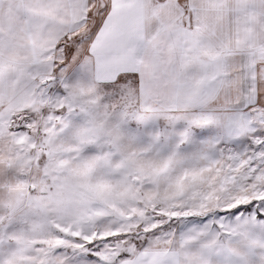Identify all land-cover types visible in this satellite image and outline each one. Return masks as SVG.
Here are the masks:
<instances>
[{"label":"snow or ice","instance_id":"1","mask_svg":"<svg viewBox=\"0 0 264 264\" xmlns=\"http://www.w3.org/2000/svg\"><path fill=\"white\" fill-rule=\"evenodd\" d=\"M0 264H264V0H0Z\"/></svg>","mask_w":264,"mask_h":264}]
</instances>
